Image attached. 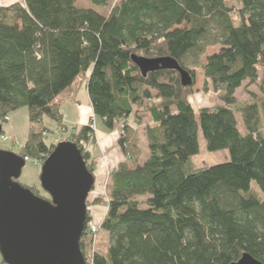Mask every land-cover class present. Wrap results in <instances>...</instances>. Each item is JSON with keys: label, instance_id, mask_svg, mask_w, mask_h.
Listing matches in <instances>:
<instances>
[{"label": "trees", "instance_id": "1", "mask_svg": "<svg viewBox=\"0 0 264 264\" xmlns=\"http://www.w3.org/2000/svg\"><path fill=\"white\" fill-rule=\"evenodd\" d=\"M89 1L110 8L99 13L74 0L0 6V123L25 107L31 125L17 156L40 163L49 157L56 145L45 142L54 134L43 124L48 118L78 146L93 175V124L63 123L55 101L72 96L83 78L94 116L106 129L120 125L124 159L109 172L98 232H107L110 243L105 253L95 251L88 215L80 241L85 262L232 264L246 253L264 264V100L235 99L246 82L264 91V0H238V7L226 0ZM132 56L167 63L143 76ZM170 60L189 75L190 86ZM198 72L203 91L211 87L221 97L198 109L196 121L188 98ZM144 116L148 156L141 158ZM198 128L209 152L228 151L227 163L191 168Z\"/></svg>", "mask_w": 264, "mask_h": 264}, {"label": "water", "instance_id": "2", "mask_svg": "<svg viewBox=\"0 0 264 264\" xmlns=\"http://www.w3.org/2000/svg\"><path fill=\"white\" fill-rule=\"evenodd\" d=\"M141 74L165 68V59L132 56ZM168 64L190 86L189 75L170 60ZM2 126L0 123V134ZM26 161L0 150V256L4 264H87L81 249L88 195L94 176L87 170L76 144L59 142L41 165L44 200L21 187L18 178ZM232 264H261L246 253Z\"/></svg>", "mask_w": 264, "mask_h": 264}, {"label": "rangeland", "instance_id": "3", "mask_svg": "<svg viewBox=\"0 0 264 264\" xmlns=\"http://www.w3.org/2000/svg\"><path fill=\"white\" fill-rule=\"evenodd\" d=\"M115 0H112L111 2L113 3ZM228 5H233L235 7H238V0H226ZM75 5L78 8H84V9H94L99 13H106L109 8V6L106 7H101L98 8L97 6L93 5L92 2H90L89 0H74ZM111 4V3H110ZM218 49V47H213L212 49H208V54H211L212 52H215ZM196 77H195V85L192 87V95H190V97L188 98L191 106L194 109V117L197 121V111L198 109L204 108V107H213L215 104H219L220 103V97L221 94L214 91L211 87L208 88L207 92L203 91V84H202V80H203V76L201 73H196ZM89 74H87L86 77H88ZM87 83V79L83 78L82 82L79 85L78 88V92H77V100L80 101L82 103V107H84V90H85V85ZM85 93H87V91L85 90ZM235 99L237 101L238 104H244L247 102H258L260 100H264V91H261L259 89L258 86L256 85H251L249 84V82H246L245 84H243L239 89H237L235 91ZM57 101H59L60 99L57 98ZM55 100V101H56ZM77 109L76 105L73 103L72 101H65L63 102L62 105V112H65L67 114L68 117L70 116H74L75 112L74 110ZM141 112V111H139ZM235 118H236V126H238V130L240 132L241 135H245L246 131L244 126L242 125V119H241V115H239V113H235ZM143 118V117H142ZM144 121L143 123L145 124L146 120L145 118H143ZM142 119V120H143ZM97 125L98 127L100 126V121L96 119ZM43 124L54 130V134L53 136L51 135H47V138L45 140V142L47 143H55V145L59 142H64L67 140H64V137L66 135V132L63 133V131L61 129H58L57 127H55V129L53 128V124L51 123V121L48 118H44L43 119ZM261 124L263 125L264 129V120L262 119ZM144 129V128H142ZM59 130L61 133L58 134L56 131ZM31 131V125H29L28 122V114H27V109L25 107H21L19 108V110L12 112L8 118V120L2 124V132L0 134V150L3 151H9V152H13L16 153L18 152V150L21 148V146L24 145V143L26 142V140L29 138L28 134ZM59 136H58V135ZM120 134V133H119ZM63 135V136H62ZM197 139H198V144H199V152L198 154H196L194 157L191 158V168L193 170L196 169H204L206 167H213V166H217L218 164H223V163H227L230 159H229V153L226 150L223 151H216V152H209L206 148H205V143L204 140L201 136L200 133V129L198 128V132H197ZM139 141H140V149L142 152V157L141 158H146L148 156V152H147V148H146V141H145V135L143 131L139 130ZM92 147L93 148V154L94 156H96V158L98 159L99 154L97 153V143L96 141L93 139L92 142L89 143L88 148ZM43 163H39V166L36 165L33 161L28 160L25 165L22 167V172L19 176V184H21L22 186L26 187L27 189H32V190H39L42 191L44 193V191L41 189L40 187V173H41V165ZM253 187H256V183L252 182L251 183ZM106 185H100V192L98 196H95L97 198H101L103 203L99 205H96L94 203L95 197L92 200L90 195H88V201H87V216H91L90 212H91V207L95 206V207H102L103 209L101 210V213L99 214V217L96 218L97 221L101 220V217H104V215L106 214L107 208H106V204H107V190H106ZM96 187L93 188V190ZM92 190V191H93ZM91 193V192H90ZM89 193V194H90ZM46 194V193H45ZM47 195V194H46ZM48 196V195H47ZM96 198V199H97ZM92 218V217H91ZM107 234L105 233V231H101L99 239ZM96 244H92L93 248L95 247ZM97 249H99V244H97ZM106 249H102L100 248L99 252H106Z\"/></svg>", "mask_w": 264, "mask_h": 264}, {"label": "crops", "instance_id": "4", "mask_svg": "<svg viewBox=\"0 0 264 264\" xmlns=\"http://www.w3.org/2000/svg\"><path fill=\"white\" fill-rule=\"evenodd\" d=\"M16 2V0H0V6H8L12 5ZM79 88V85H78ZM78 88L76 89L77 91L73 93L72 96L67 97V98H59L60 100L58 102L60 104V112L63 115V123L69 125L70 127L74 126H85L89 125L90 123L93 124V131L94 133V140L97 143V153L99 154L98 159L96 160V169L93 173L94 176V187H96L91 193L89 194L91 199L93 200L95 196L99 195L100 192V185H106L108 178H109V172L116 169L119 166V163L124 159L123 153L121 152L120 147H118V135H119V124L115 126L114 129L109 130L106 129L103 125V122L94 116L93 111L91 110V104L90 100L88 99L87 93H85L84 90V100H85V105L82 107V103L77 100V92ZM87 91V90H86ZM65 101H72V104L74 103L77 107V109L74 110L75 114L74 116L68 117L65 112H62V105L63 102ZM147 119L145 116L143 117ZM142 118V119H143ZM96 119L100 121V126L98 127ZM144 120V119H143ZM148 122V119L146 120ZM145 122V123H146ZM144 123L139 126V130L143 131L142 128H144ZM106 187V186H105ZM97 197H95L96 199ZM102 207H91V212L90 215L92 219L95 222L97 221L96 218L99 217V214L101 213ZM102 218V217H101ZM101 233V232H100ZM102 236L99 239L100 234L97 237V242L94 247L95 251L99 252L100 248L102 249H107L109 246L110 240L108 233ZM97 244H99V249H97ZM99 253H105V252H99Z\"/></svg>", "mask_w": 264, "mask_h": 264}, {"label": "built area", "instance_id": "5", "mask_svg": "<svg viewBox=\"0 0 264 264\" xmlns=\"http://www.w3.org/2000/svg\"><path fill=\"white\" fill-rule=\"evenodd\" d=\"M17 3L23 5V2L24 0H16ZM93 128V126H92ZM80 145H83L82 142L79 143ZM25 161L27 162L28 159H25ZM36 165L39 166V161H33ZM103 218V217H102ZM101 218V220L99 222H95L94 220H91L88 222L87 224V230H88V233H89V236L91 238V241L93 242V244L96 243V239H97V235H98V232H99V224L100 222L103 220Z\"/></svg>", "mask_w": 264, "mask_h": 264}, {"label": "flooded vegetation", "instance_id": "6", "mask_svg": "<svg viewBox=\"0 0 264 264\" xmlns=\"http://www.w3.org/2000/svg\"><path fill=\"white\" fill-rule=\"evenodd\" d=\"M39 194V193H38Z\"/></svg>", "mask_w": 264, "mask_h": 264}]
</instances>
